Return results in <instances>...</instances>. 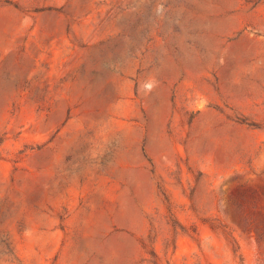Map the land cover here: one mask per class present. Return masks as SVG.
<instances>
[{"label": "rangeland", "instance_id": "374dc122", "mask_svg": "<svg viewBox=\"0 0 264 264\" xmlns=\"http://www.w3.org/2000/svg\"><path fill=\"white\" fill-rule=\"evenodd\" d=\"M0 264H264V0H0Z\"/></svg>", "mask_w": 264, "mask_h": 264}]
</instances>
